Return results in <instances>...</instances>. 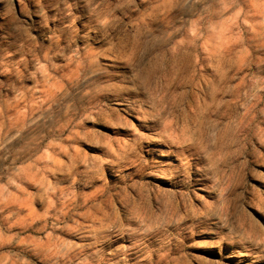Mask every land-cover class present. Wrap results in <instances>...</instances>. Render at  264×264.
I'll use <instances>...</instances> for the list:
<instances>
[{"label": "rangeland", "instance_id": "374dc122", "mask_svg": "<svg viewBox=\"0 0 264 264\" xmlns=\"http://www.w3.org/2000/svg\"><path fill=\"white\" fill-rule=\"evenodd\" d=\"M0 264H264V0H0Z\"/></svg>", "mask_w": 264, "mask_h": 264}]
</instances>
